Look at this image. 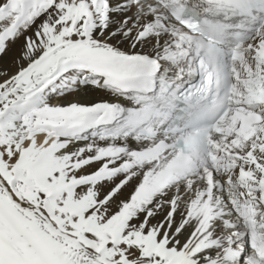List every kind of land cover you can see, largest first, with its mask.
<instances>
[{
    "label": "snow or ice",
    "instance_id": "1",
    "mask_svg": "<svg viewBox=\"0 0 264 264\" xmlns=\"http://www.w3.org/2000/svg\"><path fill=\"white\" fill-rule=\"evenodd\" d=\"M10 45L0 264H264V0H0Z\"/></svg>",
    "mask_w": 264,
    "mask_h": 264
},
{
    "label": "bare ground",
    "instance_id": "2",
    "mask_svg": "<svg viewBox=\"0 0 264 264\" xmlns=\"http://www.w3.org/2000/svg\"><path fill=\"white\" fill-rule=\"evenodd\" d=\"M115 15H119V13H115ZM20 42H18L19 44ZM10 51L9 53L6 54V56L4 57H0V67H4V66H11V62L12 60L15 58V56L19 55V48L16 45H10ZM14 70V69H13ZM67 95H71L70 93ZM107 97H105L102 93H97L94 96L93 95H89V96H81L79 97V99L81 100L82 103H86V102H94L95 100H99V99H105ZM50 99L55 100L56 96L55 94H53ZM61 100H63V97H61ZM81 143H86V141H81ZM132 146L135 147V142L132 143ZM120 180V177H113L112 180H105L103 182H101L100 184L96 185V188L98 190L99 196L102 198L103 196H105L107 193H109L112 188L115 186V183H118ZM140 177H135L133 179V181H130L129 185L125 186L122 190L121 193H118L117 196L119 197V199L116 200V204H120L122 201L123 202H127L131 195L134 194V191L136 189V185L139 183ZM182 190V187H181ZM175 189L173 188L172 190L169 191L168 196L170 197L172 195V192H174ZM167 198V197H166ZM225 200L227 199V197H223ZM115 199V198H114ZM115 208V205L113 206ZM167 209H164L162 211H159L156 213L155 217H151L150 221L153 224L159 223L160 220L163 218V216L165 215ZM143 216V214H141V217ZM181 219L180 217V213L179 211H177V214L175 216V220L177 222H179ZM194 224V222H193ZM184 229L186 231V235H191V231H192V225H185ZM231 229H229L230 231ZM182 239H184V237H182ZM209 252L211 254H213L214 252H212V250H209Z\"/></svg>",
    "mask_w": 264,
    "mask_h": 264
},
{
    "label": "rangeland",
    "instance_id": "3",
    "mask_svg": "<svg viewBox=\"0 0 264 264\" xmlns=\"http://www.w3.org/2000/svg\"><path fill=\"white\" fill-rule=\"evenodd\" d=\"M214 254V253H213Z\"/></svg>",
    "mask_w": 264,
    "mask_h": 264
}]
</instances>
